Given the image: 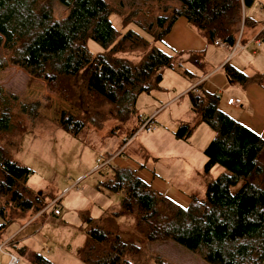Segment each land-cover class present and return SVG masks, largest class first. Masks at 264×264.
Listing matches in <instances>:
<instances>
[{
    "label": "trees",
    "instance_id": "1",
    "mask_svg": "<svg viewBox=\"0 0 264 264\" xmlns=\"http://www.w3.org/2000/svg\"><path fill=\"white\" fill-rule=\"evenodd\" d=\"M253 1L140 0L125 12L120 0L115 5L106 0H0V66L17 65L45 81L74 108L75 114L59 127L76 136L87 122H102L104 114L98 110L104 104L112 119L127 120L136 97L158 88L163 69L191 74L173 61L174 53L154 46L162 43L178 17L208 44L218 40L229 50L240 26H250L244 10ZM52 2L65 9L63 16H54ZM111 15L119 16L120 30L112 25ZM256 36L264 39V31ZM87 42L100 50L90 51ZM126 52H139L137 60L122 56ZM196 56L192 53L188 60L196 63ZM224 72L242 85L262 77L248 76L226 62ZM187 95L198 122L214 132L202 150L203 173L214 165L222 171L206 183L202 197L189 196L183 207L155 191L134 169L106 168L108 178L97 186L121 194L119 206L99 222L86 218L85 238L75 251L82 263L135 264L130 258L138 248L125 242L117 226L129 214L146 241H172L198 253L207 264H264V140L220 111L217 93ZM37 106L0 86V240L8 225L22 226L51 198L34 193L27 186L30 169L10 157L18 143L12 136L23 131L26 119L36 117ZM146 120L137 118L140 129L146 128ZM151 121L147 131L154 129ZM192 128L179 123L174 138L186 141ZM9 241L8 250L27 264H54L13 236Z\"/></svg>",
    "mask_w": 264,
    "mask_h": 264
},
{
    "label": "rangeland",
    "instance_id": "2",
    "mask_svg": "<svg viewBox=\"0 0 264 264\" xmlns=\"http://www.w3.org/2000/svg\"><path fill=\"white\" fill-rule=\"evenodd\" d=\"M106 1L117 3V0ZM120 1L125 12L140 4V0ZM52 5L54 16L65 14L63 7L55 2ZM139 7L142 8L141 5ZM263 9L264 0H254L246 9L254 12L256 29L263 25L264 19L260 17ZM110 21L116 29H121L119 16L111 15ZM248 33V28L242 30L240 26L238 45L245 44ZM162 44L154 43V46L167 53L170 51L172 55L173 50L168 51ZM87 46L92 52L100 50L92 42H87ZM254 48L251 45L240 53L241 60L252 63L256 55H250V52ZM138 54L126 52L122 56L135 61ZM180 65L191 74L195 72L188 63ZM242 67L248 76L253 75L247 64ZM178 74L177 70L163 69L158 88L136 97L133 115L127 120L112 119L106 113L108 106L104 104L98 110L100 115L104 114L102 122H87L76 136H72L59 124L75 114L73 107L51 91L45 81L32 77L23 68L13 64L0 66V86L21 101L38 104L36 117L26 119L23 131L12 136L18 143L10 157L30 169L27 186L34 193L51 197L47 203L45 201L46 206L39 215H33L22 226L12 223L5 228L0 240V264L9 262L12 253L8 245L12 236L13 241L24 244L29 251L44 255L54 264H84L75 251L85 238L86 218L99 222L105 213L114 212L119 206L121 194L97 186L98 182L108 178L104 173L106 168L110 170L116 165L132 167L147 179L155 191L183 207L189 196H203L206 183L214 179L222 168L214 165L203 173L205 158L202 149L214 132L205 124L195 127L198 114L189 109L187 93L176 101L166 102L176 92L173 88L179 93V83L174 80H181L183 76ZM137 118H151L154 129H140ZM179 123L193 126L189 140L174 138L173 131ZM96 160L107 161L101 164ZM55 197L61 202L60 215L56 217L47 206L48 201ZM117 226H120L125 242L138 248L130 258L135 264H207L198 253L189 252L172 241H146L137 232L133 215H124ZM18 258L17 264H27L24 258Z\"/></svg>",
    "mask_w": 264,
    "mask_h": 264
},
{
    "label": "crops",
    "instance_id": "3",
    "mask_svg": "<svg viewBox=\"0 0 264 264\" xmlns=\"http://www.w3.org/2000/svg\"><path fill=\"white\" fill-rule=\"evenodd\" d=\"M246 9L244 13L252 20H249L250 26L247 27L249 33L245 37L246 42L244 45L234 48L229 59L226 57L228 50L225 46L220 47L208 44L204 37L186 23L183 17H178L174 21L170 31L164 36L162 45L167 47L168 50H173L175 62L179 64L188 63L193 67L195 72L192 73L193 75L190 74L188 76L178 74L183 76L181 80H174L179 83V93L173 88L176 92L166 102L170 100L176 101L188 92L204 90L209 93H217L219 95L218 109L264 140V39L260 40L256 36L261 30L264 31V20L263 25L256 29V22L253 19L254 12H247ZM260 15L264 19L263 13ZM256 39L260 41V44L255 43ZM251 45L255 46V48L251 52L249 51L250 55L255 54L256 56L252 63H246L244 60H241L240 53L244 52L245 49H249ZM192 53L197 55L196 63L188 60ZM225 62L228 66L239 71L241 70L244 73L246 72L242 66L247 64L251 71L254 72L253 74L255 75L256 71V75H261L262 79L260 81L253 80L240 86V83L231 81L226 77L224 72ZM228 98H237L240 102L239 105L227 104L226 100ZM200 124L204 123L197 120L195 127ZM212 137L213 135L208 137L207 142ZM125 166L130 167L128 165ZM136 175L148 183L145 177L138 175L137 172Z\"/></svg>",
    "mask_w": 264,
    "mask_h": 264
},
{
    "label": "built area",
    "instance_id": "4",
    "mask_svg": "<svg viewBox=\"0 0 264 264\" xmlns=\"http://www.w3.org/2000/svg\"><path fill=\"white\" fill-rule=\"evenodd\" d=\"M263 15H264V9H263ZM255 43L256 44H259L258 39L255 40ZM214 45H217V46H220V47L221 46L224 47V45L221 44L218 40H215L214 41ZM238 46L239 45H238V39H237L236 42H235V44H234V46L232 47V50L228 51V53H227V59H229L230 56L232 55V52H233L234 48H237ZM226 103L227 104L239 105L240 102H239V100L237 98H228L226 100ZM149 119H147L144 122V126L146 127L145 128L146 131L150 129ZM106 161L107 160H105V161L96 160V162H100L101 164L106 163ZM47 206H50L49 208L51 209L52 215L58 216L60 214L61 202H60V199L58 197H55V198H52L51 200H49ZM17 262H18L17 257L14 256V255H10L8 264H17Z\"/></svg>",
    "mask_w": 264,
    "mask_h": 264
}]
</instances>
